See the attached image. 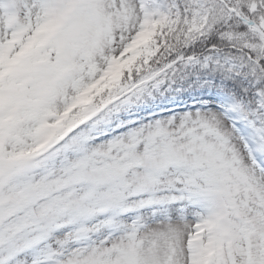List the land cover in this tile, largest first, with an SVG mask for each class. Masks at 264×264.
Masks as SVG:
<instances>
[{"label": "snow or ice", "instance_id": "6c2138e0", "mask_svg": "<svg viewBox=\"0 0 264 264\" xmlns=\"http://www.w3.org/2000/svg\"><path fill=\"white\" fill-rule=\"evenodd\" d=\"M0 264H264V0H0Z\"/></svg>", "mask_w": 264, "mask_h": 264}]
</instances>
